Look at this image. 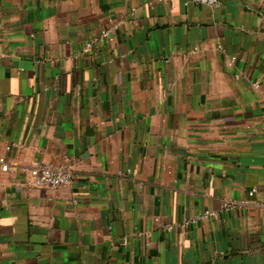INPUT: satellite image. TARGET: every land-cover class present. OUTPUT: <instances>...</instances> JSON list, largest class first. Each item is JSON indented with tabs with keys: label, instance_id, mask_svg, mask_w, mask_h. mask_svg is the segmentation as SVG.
I'll use <instances>...</instances> for the list:
<instances>
[{
	"label": "crops",
	"instance_id": "1",
	"mask_svg": "<svg viewBox=\"0 0 264 264\" xmlns=\"http://www.w3.org/2000/svg\"><path fill=\"white\" fill-rule=\"evenodd\" d=\"M0 156V264H264V0H0Z\"/></svg>",
	"mask_w": 264,
	"mask_h": 264
},
{
	"label": "built area",
	"instance_id": "2",
	"mask_svg": "<svg viewBox=\"0 0 264 264\" xmlns=\"http://www.w3.org/2000/svg\"><path fill=\"white\" fill-rule=\"evenodd\" d=\"M160 2L166 0H158ZM190 2L197 4H208L213 6H219L222 3V0H189ZM107 33L103 34V37L107 36ZM96 41L90 42L87 44L88 47H91ZM0 164L2 165L3 171H8L10 169L9 163L6 161L4 156H0ZM24 173L28 176L31 184L38 188H59L61 186H65L70 184L73 176L72 173L66 169L65 167L54 165V164H35L34 166L24 168ZM256 191V189L252 190V193ZM231 204L226 203L224 206L228 207ZM216 213L212 210H204L199 213L197 217H195L191 221H185V223L202 221L207 218H211L215 216Z\"/></svg>",
	"mask_w": 264,
	"mask_h": 264
}]
</instances>
